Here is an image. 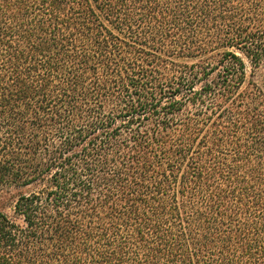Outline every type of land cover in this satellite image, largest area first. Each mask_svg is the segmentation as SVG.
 I'll use <instances>...</instances> for the list:
<instances>
[{
	"label": "trees",
	"instance_id": "1",
	"mask_svg": "<svg viewBox=\"0 0 264 264\" xmlns=\"http://www.w3.org/2000/svg\"><path fill=\"white\" fill-rule=\"evenodd\" d=\"M0 264H264V0H0Z\"/></svg>",
	"mask_w": 264,
	"mask_h": 264
},
{
	"label": "rangeland",
	"instance_id": "2",
	"mask_svg": "<svg viewBox=\"0 0 264 264\" xmlns=\"http://www.w3.org/2000/svg\"><path fill=\"white\" fill-rule=\"evenodd\" d=\"M1 197V196H0Z\"/></svg>",
	"mask_w": 264,
	"mask_h": 264
}]
</instances>
